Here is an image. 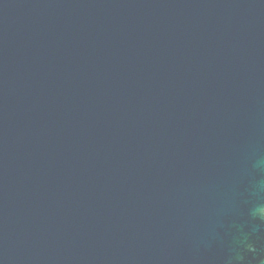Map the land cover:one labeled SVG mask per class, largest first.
<instances>
[{
	"label": "water",
	"instance_id": "obj_1",
	"mask_svg": "<svg viewBox=\"0 0 264 264\" xmlns=\"http://www.w3.org/2000/svg\"><path fill=\"white\" fill-rule=\"evenodd\" d=\"M0 264H264V0H0Z\"/></svg>",
	"mask_w": 264,
	"mask_h": 264
}]
</instances>
